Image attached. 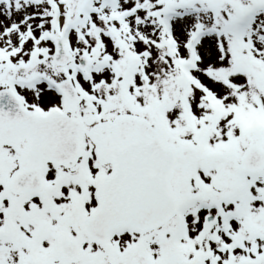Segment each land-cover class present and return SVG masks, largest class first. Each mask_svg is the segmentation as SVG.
I'll use <instances>...</instances> for the list:
<instances>
[{
    "label": "snow or ice",
    "instance_id": "6c2138e0",
    "mask_svg": "<svg viewBox=\"0 0 264 264\" xmlns=\"http://www.w3.org/2000/svg\"><path fill=\"white\" fill-rule=\"evenodd\" d=\"M0 264H264V0H0Z\"/></svg>",
    "mask_w": 264,
    "mask_h": 264
}]
</instances>
